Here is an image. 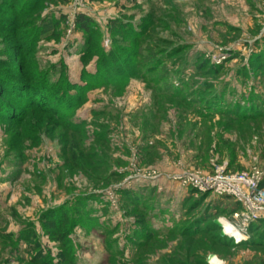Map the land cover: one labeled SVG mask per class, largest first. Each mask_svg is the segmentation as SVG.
<instances>
[{
  "label": "rangeland",
  "instance_id": "1",
  "mask_svg": "<svg viewBox=\"0 0 264 264\" xmlns=\"http://www.w3.org/2000/svg\"><path fill=\"white\" fill-rule=\"evenodd\" d=\"M75 2L0 0V264H264L262 235L169 233L236 205L164 179L264 172V0Z\"/></svg>",
  "mask_w": 264,
  "mask_h": 264
},
{
  "label": "built area",
  "instance_id": "2",
  "mask_svg": "<svg viewBox=\"0 0 264 264\" xmlns=\"http://www.w3.org/2000/svg\"><path fill=\"white\" fill-rule=\"evenodd\" d=\"M75 4L81 7L82 0ZM70 26L69 33L76 28V20L67 22ZM220 61V60H219ZM219 168L213 174L197 170L182 171L164 177L177 183L185 189H193L198 193H209L212 197L230 199L237 208L232 212L229 221L242 233H247L251 225L264 221V172H230ZM158 182L162 175L147 177Z\"/></svg>",
  "mask_w": 264,
  "mask_h": 264
},
{
  "label": "trees",
  "instance_id": "3",
  "mask_svg": "<svg viewBox=\"0 0 264 264\" xmlns=\"http://www.w3.org/2000/svg\"><path fill=\"white\" fill-rule=\"evenodd\" d=\"M22 1H26V2H29V3L32 2V4H35L37 2V0H22ZM122 24H124V23H122L121 21L112 23L113 27L119 26V25H122ZM76 26H77V29L82 30L87 35H92L94 33V29H97L95 21L89 15H86L84 13L83 14H78V16L76 17ZM32 28H35V27H32ZM37 31L41 32L40 27H37V29H34L33 35L31 37L37 36V33H36ZM111 53H113V52H111ZM109 56H112V58H114V59L116 58V60H119V58L116 57L114 53L111 54V55H106L107 58H110ZM109 60H113V59H109ZM125 70L126 69L123 66L122 67L112 66L109 63L108 65L103 66V68H100L98 71L100 72L99 76H101L100 78H102V82H104V84H108V82H109V80H107L108 78H110V81H114L115 78H116L115 76H120L121 77V75H124L126 73ZM132 74H134V73H130L129 76H132ZM88 75H90V78H91V74H88ZM47 80H46V77H43L42 81L36 87H38L40 89L41 93L43 94V96H45V100L48 99V102L51 103V102L54 101L55 95H57V93L56 94L54 93L55 88L60 89L59 91H63L64 87H63L62 83L60 85H58V82H55V83L54 82H52V83L50 82L49 85H48L49 81H47ZM103 80H105V81H103ZM46 81H47V83H46ZM51 104H53V103H51ZM251 105H243L244 108L243 107L242 108L246 112H250V110L252 108ZM248 116L249 117L250 116L253 117L254 113H252V114L250 113ZM82 125H83L82 123L81 124H75V125H70L69 124L68 127H70L69 129L73 128L71 130L76 132L78 127H81ZM151 190H153V189H151ZM190 191H195V190L190 189ZM199 194H201V195H210L209 193H199ZM216 199H219L220 201L224 200L223 198H216ZM235 207L237 208V205ZM234 210H235V208H233L232 211L229 212V214L227 216L228 219L231 218L230 214H232V212ZM213 215L214 214L210 215L209 217H213ZM201 216H197L195 218L189 219V221H187L186 225H184V226L183 225H178L175 229H171L169 231V233H173V231L178 230V228H180V229H183V233L182 234L184 236H189L191 238H198L201 235L207 234V231L209 229L206 226H209L212 229H217V231L219 232L218 235H217V238L219 239V242L221 241L220 242L221 244L228 245L229 242H232V241H233V243H237L234 240L233 237H230L228 235L227 236H222L221 235L222 227L220 225L216 224L213 219H211L212 220L211 223H207V225H206V221H205L206 217H204V216L201 217ZM60 219L61 220L54 219V220L50 221L49 227L51 228V230H53L51 232H54L55 229H58L61 226V225H57V222L61 221V223L64 222V224H65V222L67 221L66 212H65V214H63V216ZM200 221H201L202 224H200ZM144 223H146V220H144V219L140 220L139 219V224L140 225H142ZM247 234L250 235V236L262 235L264 237V221L260 222L259 224L251 225V227L249 228ZM62 237H63V235L58 237V238L61 239ZM244 241L245 240H241V241H239V243H243ZM180 262L182 264H188L186 261L185 262L184 261H180ZM200 264H209L208 261H207V256L204 257V255H202V257L200 258Z\"/></svg>",
  "mask_w": 264,
  "mask_h": 264
},
{
  "label": "bare ground",
  "instance_id": "4",
  "mask_svg": "<svg viewBox=\"0 0 264 264\" xmlns=\"http://www.w3.org/2000/svg\"><path fill=\"white\" fill-rule=\"evenodd\" d=\"M218 223L223 227L224 236L228 235L230 237L235 238L237 241H241L246 238L245 235L240 232L237 228H235L229 221L225 219H220ZM210 264H221V262L218 259L213 258L210 261Z\"/></svg>",
  "mask_w": 264,
  "mask_h": 264
},
{
  "label": "water",
  "instance_id": "5",
  "mask_svg": "<svg viewBox=\"0 0 264 264\" xmlns=\"http://www.w3.org/2000/svg\"><path fill=\"white\" fill-rule=\"evenodd\" d=\"M216 223H218V221H216ZM219 225V223H218ZM222 227V226H221ZM222 236H224V231L222 230V233H221ZM213 258H217L216 254L215 253H210L207 257V261L208 263H210V261L213 259Z\"/></svg>",
  "mask_w": 264,
  "mask_h": 264
},
{
  "label": "crops",
  "instance_id": "6",
  "mask_svg": "<svg viewBox=\"0 0 264 264\" xmlns=\"http://www.w3.org/2000/svg\"><path fill=\"white\" fill-rule=\"evenodd\" d=\"M88 73H92L91 71H89L88 70ZM93 73H95V72H93ZM75 80V79H74ZM237 243H239V242H237ZM209 255V254H208ZM216 256H217V258L216 259H219V256L216 254ZM208 257V256H207Z\"/></svg>",
  "mask_w": 264,
  "mask_h": 264
}]
</instances>
